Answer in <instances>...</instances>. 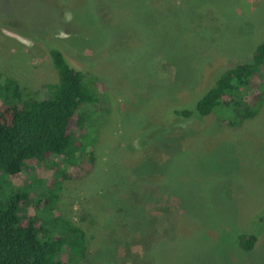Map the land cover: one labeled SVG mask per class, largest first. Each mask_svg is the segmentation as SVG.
I'll return each instance as SVG.
<instances>
[{"label":"rangeland","instance_id":"rangeland-1","mask_svg":"<svg viewBox=\"0 0 264 264\" xmlns=\"http://www.w3.org/2000/svg\"><path fill=\"white\" fill-rule=\"evenodd\" d=\"M38 35L96 80L106 109L87 122L90 172L63 178L72 165L55 156L18 178L0 172V202L34 191L18 215L68 241L77 227L86 264H264V94L256 106L239 91L238 112L255 111L244 119L171 116L250 59L264 0H0V82L31 99L56 80ZM240 233L257 237L251 250ZM68 255L65 244L56 259L78 264Z\"/></svg>","mask_w":264,"mask_h":264},{"label":"trees","instance_id":"trees-1","mask_svg":"<svg viewBox=\"0 0 264 264\" xmlns=\"http://www.w3.org/2000/svg\"><path fill=\"white\" fill-rule=\"evenodd\" d=\"M34 39L47 52L56 80L47 85L49 93L42 99H31L11 78L4 77L0 82V172L18 178L22 172L28 174L32 164L45 163L55 156L72 165L71 172L61 174L63 178L81 177L90 172L94 161L93 147L86 141L87 122L105 112L104 94L98 91L95 79L70 64L52 38L38 35ZM240 90L251 91L246 100L260 105L264 94V39L256 44L249 60L226 68L188 109L172 110L171 116L189 117L193 112L207 116L224 108L236 117H250L253 109L238 112ZM58 187L53 179L49 188L40 192L44 198L38 205L54 197ZM13 191L7 203L0 202V264H60L56 256L65 244L69 246L68 259L86 264L83 233L68 225L74 236L68 241L45 230L38 218H22L19 206L28 205L36 194L23 186ZM237 242L243 250H251L257 237L240 233Z\"/></svg>","mask_w":264,"mask_h":264}]
</instances>
